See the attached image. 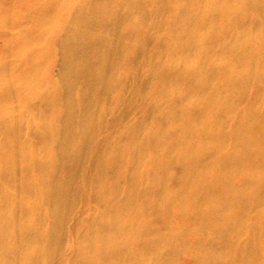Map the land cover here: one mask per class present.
I'll return each instance as SVG.
<instances>
[{"label": "bare ground", "instance_id": "bare-ground-1", "mask_svg": "<svg viewBox=\"0 0 264 264\" xmlns=\"http://www.w3.org/2000/svg\"><path fill=\"white\" fill-rule=\"evenodd\" d=\"M6 26L0 264H264V0H0Z\"/></svg>", "mask_w": 264, "mask_h": 264}, {"label": "rangeland", "instance_id": "rangeland-1", "mask_svg": "<svg viewBox=\"0 0 264 264\" xmlns=\"http://www.w3.org/2000/svg\"><path fill=\"white\" fill-rule=\"evenodd\" d=\"M4 4H5V1L3 2ZM4 4H3V6H4ZM167 14L169 13L170 14V12H172L171 11V9H169V7L166 9V11H165ZM10 14V13H9ZM16 32V30H14V29H12V27L11 26H6L3 30H2V32H1V34H0V52H2L1 54L2 55H5V56H8V53L10 52L9 50V47H6L5 45H7V44H9V43H7V41L10 39V36H11V34L13 33V32ZM12 32V33H11ZM10 41V40H9ZM53 73H54V70H53ZM184 256V255H183ZM188 256V255H187ZM187 256H185V257H182L181 259H180V262L182 263V264H190V259L188 258L187 259ZM184 258V259H183ZM185 258H186V260H185Z\"/></svg>", "mask_w": 264, "mask_h": 264}]
</instances>
